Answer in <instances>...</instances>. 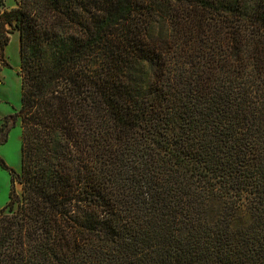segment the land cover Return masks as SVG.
<instances>
[{"label":"trees","instance_id":"1","mask_svg":"<svg viewBox=\"0 0 264 264\" xmlns=\"http://www.w3.org/2000/svg\"><path fill=\"white\" fill-rule=\"evenodd\" d=\"M15 3L0 264H264V0Z\"/></svg>","mask_w":264,"mask_h":264},{"label":"rangeland","instance_id":"2","mask_svg":"<svg viewBox=\"0 0 264 264\" xmlns=\"http://www.w3.org/2000/svg\"><path fill=\"white\" fill-rule=\"evenodd\" d=\"M16 7L15 0H0V16L5 10ZM11 41L5 48L4 58L0 62V127L6 116L15 115L21 108V59L19 32L9 35ZM22 125L17 120L8 134L6 143L0 146V157L4 159L10 169L21 170L22 156ZM18 192L21 187L16 186ZM11 192V176L9 170L0 166V209L8 202Z\"/></svg>","mask_w":264,"mask_h":264}]
</instances>
